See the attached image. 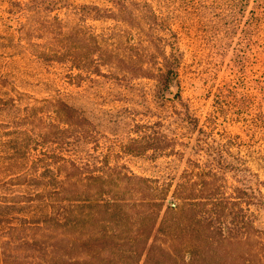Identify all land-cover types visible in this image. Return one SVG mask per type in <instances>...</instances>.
I'll return each mask as SVG.
<instances>
[{
  "label": "trees",
  "instance_id": "trees-1",
  "mask_svg": "<svg viewBox=\"0 0 264 264\" xmlns=\"http://www.w3.org/2000/svg\"><path fill=\"white\" fill-rule=\"evenodd\" d=\"M104 1L30 0L19 39L41 61L68 66L76 85L94 77L127 88L151 80L146 118L117 145L123 154L172 156L185 166L168 181L124 172L107 154L94 164L67 156L70 147H111L97 136V124L61 96L25 105L17 115V158L29 151L32 137L39 144L31 147L29 170L12 177L21 184L36 178L30 183L36 193L0 200L3 264H264L258 224L264 211V0ZM182 15L211 17L229 34L250 35L256 91L224 82L219 104L203 121L180 89ZM95 21L110 24L100 30ZM10 102L16 97L0 95V107ZM172 120L187 131H170ZM37 200L47 206L41 216L13 220L17 209Z\"/></svg>",
  "mask_w": 264,
  "mask_h": 264
},
{
  "label": "rangeland",
  "instance_id": "rangeland-1",
  "mask_svg": "<svg viewBox=\"0 0 264 264\" xmlns=\"http://www.w3.org/2000/svg\"><path fill=\"white\" fill-rule=\"evenodd\" d=\"M29 1L0 0V82L3 84L0 85V95L5 98L16 97V103L10 102V105L0 107V200L8 195L13 200L20 201L23 200L21 194L29 196L36 193V187L30 185L36 178L28 176L24 179L26 183L21 184L12 177L18 171L29 170L28 161L33 156L31 147L39 144L35 137L29 138V151L25 148V156L17 158L14 138L22 130V120L17 115L25 105L43 106L44 99L54 96L65 98L88 115L97 124L100 133L97 136L111 147L108 151L103 147L94 148L91 144L80 148L70 147L71 151L67 156L89 160L94 164L99 163L103 155L107 154L112 161L118 158V164L123 166L124 172L131 171L168 181L174 179L184 168V161L172 156L152 159L149 156L127 155L117 145L129 135L135 122L146 118L153 82L140 79L127 88L105 77H94L76 85L68 74V66L41 61L27 42L19 39L21 36L18 29L31 16L28 6L25 5ZM70 1L75 4H107L104 0ZM17 3L22 7H18ZM61 15L64 16L63 13ZM93 23L100 30L110 24L103 21ZM216 25L218 24L214 18L199 20L195 15H182L181 23H178L181 47L185 52L180 89L193 112L202 121L219 104L218 94L224 82L233 80L243 87L247 84L251 91H256L258 86L250 49V35L243 37L242 32L238 31L229 34L222 23L220 27ZM242 49L247 50V53L243 54ZM242 54L247 58L246 63L241 61ZM176 91L178 88H173V93ZM167 126L170 131L176 127L182 132L187 131L173 120ZM228 129L234 133L239 132L234 125H229ZM25 142L21 144L25 145ZM11 178L14 180L10 181ZM79 190L81 194H77L80 196L83 193L80 188ZM17 204L26 205L24 202ZM46 207L45 203L37 200L25 208L17 209L13 220L17 216L39 217L46 211ZM258 224L264 228V211L261 212ZM1 242L0 237V264H3Z\"/></svg>",
  "mask_w": 264,
  "mask_h": 264
}]
</instances>
